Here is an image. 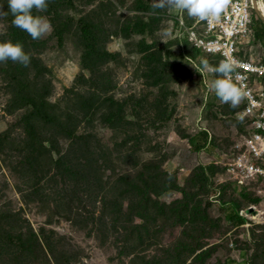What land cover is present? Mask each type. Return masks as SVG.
I'll use <instances>...</instances> for the list:
<instances>
[{
    "label": "rangeland",
    "instance_id": "1",
    "mask_svg": "<svg viewBox=\"0 0 264 264\" xmlns=\"http://www.w3.org/2000/svg\"><path fill=\"white\" fill-rule=\"evenodd\" d=\"M69 1H47L51 29L32 39L8 32L0 0V41L24 39L29 56L0 61V264H264V194L202 177L245 123L210 87L215 59L184 48L178 20L200 18ZM260 22L251 11L250 36Z\"/></svg>",
    "mask_w": 264,
    "mask_h": 264
},
{
    "label": "built area",
    "instance_id": "2",
    "mask_svg": "<svg viewBox=\"0 0 264 264\" xmlns=\"http://www.w3.org/2000/svg\"><path fill=\"white\" fill-rule=\"evenodd\" d=\"M253 2L261 0H224L218 18L198 19L187 27L181 19L178 22L185 38L200 54L212 57L216 63L226 57L237 62L238 83L247 93L238 111V118L245 120L244 131L233 142L225 162H220L223 174L217 180L253 187L264 194V91L251 85L252 78L264 76V63L245 58L242 51L250 35Z\"/></svg>",
    "mask_w": 264,
    "mask_h": 264
},
{
    "label": "clouds",
    "instance_id": "3",
    "mask_svg": "<svg viewBox=\"0 0 264 264\" xmlns=\"http://www.w3.org/2000/svg\"><path fill=\"white\" fill-rule=\"evenodd\" d=\"M2 2L6 3V11L12 16L11 24L25 31L32 39H38L50 31V21L38 14L47 8V0H2ZM260 3L264 5V0ZM151 7L155 9L174 7L183 10L190 17L208 20L219 17L224 8V0H153ZM33 9L36 10L35 13ZM5 59L24 65L29 62V56L22 45L11 40L0 41V61ZM201 65L207 67V61L201 60ZM236 67L237 62L231 57H226L208 69L218 74V78L214 79L210 85L215 96L222 103H228L232 107H235L241 98L247 95L243 86L238 83L240 77L235 73Z\"/></svg>",
    "mask_w": 264,
    "mask_h": 264
},
{
    "label": "trees",
    "instance_id": "4",
    "mask_svg": "<svg viewBox=\"0 0 264 264\" xmlns=\"http://www.w3.org/2000/svg\"><path fill=\"white\" fill-rule=\"evenodd\" d=\"M47 1H51V0H47ZM55 3V2H54ZM62 3H65V4H67V6H69L70 5V1L69 0H62ZM49 12V11H48ZM47 12V14H49ZM8 16H9V18H12V16H11V14L9 15V14H7ZM70 18V17H69ZM257 19L259 20V18L257 17ZM10 21H11V19H10ZM72 22V20H69V24ZM83 25L85 26V27H87L85 24H84V21H83ZM17 29H19V28H17V27H15V26H13L12 24L8 27V32H12V30H17ZM22 29H19V31L21 32V33H26L25 31H21ZM14 32V31H13ZM80 38V44H81V46H82V48L84 49V51L87 53V49H85V44H84V40L81 38V37H79ZM21 45H25L26 44V42H24V39H21V41L19 42ZM96 44H98V42H96V41H94L93 40V42L91 43V47H89V52H91V55H90V57H97V49H96ZM183 44H184V48L185 47H188V46H191L192 48H193V50L195 51V54H199L200 52H199V50L198 49H196V48H194L191 44H190V42L186 39V38H184L183 39ZM240 108H241V105H240ZM239 108V109H240ZM239 111V110H238ZM242 120V119H241ZM244 122H245V120H243ZM189 144H190V147H191V149L194 151V152H199V151H201V150H203V149H206V148H208V146L210 145V138H209V135H208V133L206 132V131H201V132H199L198 133V135L197 136H195V137H191V138H189ZM201 170H202V177H203V179L207 182V180L209 181V179H210V176H214L215 175V173L217 172V170L219 171V173L218 174H216L215 175V179L217 180V178L219 177V175L221 176L222 174H223V169L221 168V167H219V166H216V165H211V166H206V167H202L201 168ZM205 171H208V175H206V173H205ZM214 179V180H215ZM219 183V182H218ZM222 183H226V184H232V183H230V182H222ZM222 183H219V184H222ZM232 185H235V184H232ZM237 186V185H236ZM243 187V188H242ZM241 188L242 189H246L245 187L246 186H242ZM141 193H143V192H141ZM253 201H255V202H257L258 201V199H256V198H253ZM229 215H228V217L229 218H234V225H236V226H239V225H241L242 223H243V218L242 217H239L236 213L235 214H232V213H228ZM32 235H34L33 233H32ZM32 235H31V237H32ZM35 239H36V237H34ZM233 264V261H231L230 260V262H229V264Z\"/></svg>",
    "mask_w": 264,
    "mask_h": 264
},
{
    "label": "crops",
    "instance_id": "5",
    "mask_svg": "<svg viewBox=\"0 0 264 264\" xmlns=\"http://www.w3.org/2000/svg\"><path fill=\"white\" fill-rule=\"evenodd\" d=\"M255 32H253V31L251 32V33H253V35L252 34H251V36L249 35L248 38L246 39L245 43L248 40L252 39L253 41H251V42L256 46L257 50H256L255 54H252V53L248 54L247 52H246V54L244 53L245 58L264 63V22H260L258 24V27H257Z\"/></svg>",
    "mask_w": 264,
    "mask_h": 264
},
{
    "label": "bare ground",
    "instance_id": "6",
    "mask_svg": "<svg viewBox=\"0 0 264 264\" xmlns=\"http://www.w3.org/2000/svg\"><path fill=\"white\" fill-rule=\"evenodd\" d=\"M253 7L256 16L259 18L261 22H264V5L260 2H253Z\"/></svg>",
    "mask_w": 264,
    "mask_h": 264
}]
</instances>
